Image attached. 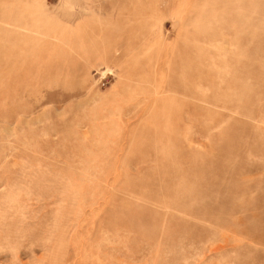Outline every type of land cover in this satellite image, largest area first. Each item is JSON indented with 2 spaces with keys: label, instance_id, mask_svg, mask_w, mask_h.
Returning <instances> with one entry per match:
<instances>
[{
  "label": "rangeland",
  "instance_id": "obj_1",
  "mask_svg": "<svg viewBox=\"0 0 264 264\" xmlns=\"http://www.w3.org/2000/svg\"><path fill=\"white\" fill-rule=\"evenodd\" d=\"M0 264H264V0H0Z\"/></svg>",
  "mask_w": 264,
  "mask_h": 264
}]
</instances>
